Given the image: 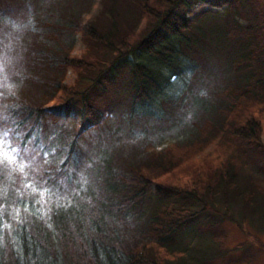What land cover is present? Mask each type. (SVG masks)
I'll return each instance as SVG.
<instances>
[{
    "label": "trees",
    "instance_id": "obj_1",
    "mask_svg": "<svg viewBox=\"0 0 264 264\" xmlns=\"http://www.w3.org/2000/svg\"><path fill=\"white\" fill-rule=\"evenodd\" d=\"M92 1L0 0V124L36 146L0 165V264H215L225 218L264 231V0Z\"/></svg>",
    "mask_w": 264,
    "mask_h": 264
},
{
    "label": "rangeland",
    "instance_id": "obj_2",
    "mask_svg": "<svg viewBox=\"0 0 264 264\" xmlns=\"http://www.w3.org/2000/svg\"><path fill=\"white\" fill-rule=\"evenodd\" d=\"M100 7L101 6L99 0H93L89 7V10L84 14V19L85 20L92 19L99 12ZM204 8H210V5L206 2H200L193 7V11L197 12ZM212 9L219 10L220 8L212 7ZM82 49H83V45L80 42L79 36H77L74 53L78 54ZM73 79H74V74L69 71L67 73L66 82H72ZM262 129L264 131V117H263ZM263 137H264V133H263ZM168 143L169 140H165L162 146H166ZM211 148L212 146H209L204 151L209 152L211 151ZM213 158L217 163L216 155H213ZM251 160L252 161L247 162L248 164H246V167L243 169L242 174L246 175L248 174L249 170L254 168L257 180L260 182V185L264 187V159L257 157ZM231 214L235 219L241 220L238 207L235 206ZM243 224L245 230L239 228L237 222L225 218L224 221L221 222L216 227L217 228L216 230H218L217 232H220V234H224V237L222 238V242L224 244V247L227 248V250L230 252L226 254V256H224L222 259H218L214 261L215 264H224V261L230 256H236L239 253H241L243 250L239 246V244L242 242H246L247 245L251 244L250 246L253 254V264H264V231L259 230L257 228V225L253 226L251 220L247 219ZM196 234L201 235L202 237L199 239H197L196 237H192V243H190L191 246H202L205 242L209 241V238L207 239L205 238L210 235L208 228L204 227L202 224L199 228V231H197ZM256 237L258 238V240H256ZM183 240H185L186 243L190 242L189 236H184ZM233 248H237V249L233 250Z\"/></svg>",
    "mask_w": 264,
    "mask_h": 264
},
{
    "label": "snow or ice",
    "instance_id": "obj_3",
    "mask_svg": "<svg viewBox=\"0 0 264 264\" xmlns=\"http://www.w3.org/2000/svg\"><path fill=\"white\" fill-rule=\"evenodd\" d=\"M2 71V69H0ZM5 118L0 115V121H3ZM11 125L10 127H4L0 124V144H3L5 147L10 148L12 155H9L7 152L3 153L4 159H0V165L7 161V165L17 164L16 157H19L22 161L25 156H28L32 163H35L36 155V146L34 144L35 136L33 135L30 139H25L20 130V122L11 119L8 121ZM15 141H18L15 142ZM20 170H23V164L17 165ZM47 183V181H45ZM41 215H44L43 209H40ZM11 234V231H10ZM15 241V238H13ZM3 237L0 235V244H2Z\"/></svg>",
    "mask_w": 264,
    "mask_h": 264
}]
</instances>
